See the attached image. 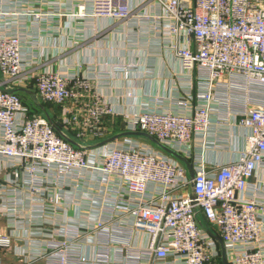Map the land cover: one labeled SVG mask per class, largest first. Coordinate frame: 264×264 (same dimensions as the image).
Masks as SVG:
<instances>
[{
  "label": "built area",
  "instance_id": "built-area-1",
  "mask_svg": "<svg viewBox=\"0 0 264 264\" xmlns=\"http://www.w3.org/2000/svg\"><path fill=\"white\" fill-rule=\"evenodd\" d=\"M153 1L172 22L170 36L186 38V46L173 45V50L197 90L177 102L190 106L189 113L124 114V132L147 133L186 157L194 179L185 165L152 144L116 148L91 161L82 144L106 139L107 122L117 113L98 94L87 99L93 89L90 79L47 70L33 76L23 57L22 37L0 33V159L17 161L25 172L22 183L35 194L45 183L80 179L87 169L102 172L133 195L135 203L108 201L94 231L108 237L122 234V229L108 227L116 215L128 213L134 230L150 239L143 251L127 253L125 263L111 260L103 240L95 256L86 259L80 247L93 230L68 229L63 240L49 239L45 253L35 258L45 259V264H222L215 239L219 237L227 264H264V205L248 197L251 179L264 167V0H141V6ZM23 13L41 17L28 9ZM93 14L120 22L130 19L133 11L127 0H93ZM79 15H85L83 8ZM33 81L39 103L61 108L63 135L16 94L17 88ZM236 118L249 131L239 159L208 166L191 154L196 137L202 136L210 148L213 143L206 136L211 128ZM68 131L74 132L79 146L68 142ZM151 186L155 190L149 194ZM189 188L191 194L186 193ZM17 203L8 197V205ZM53 203L58 204V197ZM11 211L15 214V207ZM34 211L45 209L37 206ZM11 242L9 236H0V249Z\"/></svg>",
  "mask_w": 264,
  "mask_h": 264
},
{
  "label": "crops",
  "instance_id": "crops-1",
  "mask_svg": "<svg viewBox=\"0 0 264 264\" xmlns=\"http://www.w3.org/2000/svg\"><path fill=\"white\" fill-rule=\"evenodd\" d=\"M127 5L133 11L132 17L115 22L95 16L93 0H0V33L22 37L23 57L33 76L47 70L90 79L93 89L86 94L87 99L98 94L117 113L115 119L108 121L110 131L106 139L82 144L91 161L113 149L144 143L146 139L141 137H122L100 146L125 133L122 115H136L145 110L187 114L190 106H179L177 102L185 101L197 90L183 73L173 50V45L186 46V38L170 36L172 22L164 18L162 6L155 1L141 6V0H127ZM82 8L84 16L79 15ZM25 9L39 13L40 19L26 17ZM32 85L36 88L33 81L18 89L27 97H22L23 101L33 113L32 104L40 103L30 90ZM52 114L51 111L50 115H35L53 118ZM248 135L249 131L238 125L237 118L214 125L206 136L213 146L207 148L203 137H196L191 154L199 155L208 166L227 164L241 157ZM69 136L78 143L75 136ZM17 164L0 159V236L7 235L12 240L9 248L0 249L1 264H45V259L37 260L35 256L45 253L49 239L63 240L68 229L93 230L83 237L80 247L86 259L95 256L101 240L111 260L120 259L124 263L127 253L148 247L149 236L134 230L133 217L128 213L116 215L113 225L108 227L122 229V234L110 233L108 237L94 231L108 201L135 203L134 196L118 181L107 179L98 170L87 169L80 179L45 183L40 193L35 194L22 183L25 172ZM187 173L190 177L188 170ZM250 184L253 187L248 197L264 205V167L258 169ZM154 190L151 186L149 194ZM186 193L191 194V188ZM8 197L16 199L17 205H8ZM56 197L58 204L53 203ZM37 206H43L45 211L33 212ZM14 207L15 214L11 211Z\"/></svg>",
  "mask_w": 264,
  "mask_h": 264
},
{
  "label": "water",
  "instance_id": "water-1",
  "mask_svg": "<svg viewBox=\"0 0 264 264\" xmlns=\"http://www.w3.org/2000/svg\"><path fill=\"white\" fill-rule=\"evenodd\" d=\"M23 90V89H22ZM47 120L54 126V128L56 129V131L60 134L63 135L62 132V125L60 122H53L51 120V118L49 116L46 117ZM122 137H141L146 139L150 144L156 146L159 150H161L163 153L167 154L168 156L174 158L175 160L181 162L183 165L186 166L191 179H194L195 177V172L193 169V165L191 164V162L186 159L184 156H182L181 154L177 153L176 151L166 147L165 145L161 144L157 139H155L154 137L150 136L147 133H142V132H136V133H131V132H125L122 133L121 135L112 137L111 139H108L107 141L103 142L100 146L102 145H106L109 144L113 141L118 140L119 138ZM68 142L71 143L74 146H79L76 142H74L73 140L67 138ZM215 239L219 242L220 246H221V251H222V264H227V260H226V255H225V248L224 245L222 243V241L220 240L219 237H215Z\"/></svg>",
  "mask_w": 264,
  "mask_h": 264
},
{
  "label": "trees",
  "instance_id": "trees-1",
  "mask_svg": "<svg viewBox=\"0 0 264 264\" xmlns=\"http://www.w3.org/2000/svg\"><path fill=\"white\" fill-rule=\"evenodd\" d=\"M16 94H18L21 97V91L17 88L15 90ZM22 98V97H21ZM23 99V98H22ZM25 103V102H24ZM26 104V103H25ZM33 108V109H32ZM31 109L33 110V114H42V113H46L48 115H50L51 111L53 112V116L51 115V120L53 122H59L60 121V113H61V108L59 106L50 104V103H40V104H32ZM107 124H109L107 122ZM63 130H65L63 127L61 128ZM69 132V135L74 136V132Z\"/></svg>",
  "mask_w": 264,
  "mask_h": 264
},
{
  "label": "rangeland",
  "instance_id": "rangeland-1",
  "mask_svg": "<svg viewBox=\"0 0 264 264\" xmlns=\"http://www.w3.org/2000/svg\"><path fill=\"white\" fill-rule=\"evenodd\" d=\"M30 90L32 91V92H34V93H36V88H35V86L34 85H32V86H30ZM21 97H23V98H27L26 96H24L23 94L21 95ZM143 142L144 143H142V144H146V145H151L148 141H146V140H143Z\"/></svg>",
  "mask_w": 264,
  "mask_h": 264
}]
</instances>
